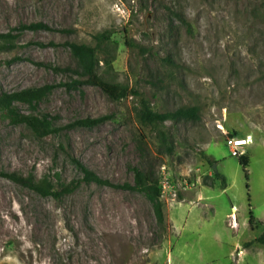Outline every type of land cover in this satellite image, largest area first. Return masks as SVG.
<instances>
[{"label": "rangeland", "instance_id": "obj_1", "mask_svg": "<svg viewBox=\"0 0 264 264\" xmlns=\"http://www.w3.org/2000/svg\"><path fill=\"white\" fill-rule=\"evenodd\" d=\"M35 23L51 29L19 30ZM106 31L105 80L139 91L158 112L199 107V122L166 123L173 154L140 121L135 95L117 102L96 86L58 85L77 78L66 43L95 46ZM7 32L20 36L0 51V94L56 84L38 111L58 125L112 118L40 138L0 113V264H264L254 242L264 230V0H0ZM232 137L251 143L234 156ZM72 157L115 184H134L130 167L160 177L165 165L164 223L143 193L84 183ZM5 174L76 189L56 199Z\"/></svg>", "mask_w": 264, "mask_h": 264}, {"label": "trees", "instance_id": "obj_2", "mask_svg": "<svg viewBox=\"0 0 264 264\" xmlns=\"http://www.w3.org/2000/svg\"><path fill=\"white\" fill-rule=\"evenodd\" d=\"M177 19L185 22L184 17L180 13H175ZM48 25L42 23H35L31 25L22 26L19 30H49ZM20 32H7L0 33V51H12L17 47V41L19 39ZM110 39V33L108 31L103 32L95 36L96 45H86L77 43H66L70 48V54L74 61L75 68L73 73L77 75V78H72L68 82L60 83L67 90H74L82 85H92L100 88L107 96L112 100L120 102L131 95H135L139 98V119L140 121L150 126L157 134L159 141L161 142L164 150L168 154L174 153V142L170 137V133L166 130L167 122H181L191 121L199 122L201 120L200 109L197 106H180L171 111L158 112L155 111L148 99L145 98L139 91L130 89L128 86L122 84L111 83L105 80L98 71L99 68V50L103 43ZM171 63L170 60H166ZM37 65H43L37 63ZM46 66V65H44ZM55 72L68 71V68L61 69L57 66L49 65ZM56 84H45L40 87H30L17 91L6 92L3 91L0 94V113L6 119H8L14 125L27 126L37 137L45 138L61 132L65 128L71 127H85L92 128L101 125L112 118L110 115H102L96 118L87 117L78 119L68 125H58L55 120V116L52 117L49 114H42L38 111V106L41 101L50 95V93L58 87ZM23 104L29 107L31 113L25 114L18 110L17 105ZM236 135V133H234ZM141 151L144 148L141 147ZM71 161L77 165L83 174L82 181L86 184L95 183L98 185L110 186L115 189H129L143 193L151 203L154 214L160 225L164 223V211L163 204L161 202V186L159 176L156 174L152 167L140 168L130 167V170L134 175V184H115L106 179L101 178L94 171L87 168L82 162L75 158H71ZM239 164L242 166L246 179H249L247 167L249 165L248 157L242 155L238 157ZM215 177L225 185V178L217 171L214 172ZM5 177L10 179L16 184L28 187L43 196H52L56 199L61 198L66 194L73 193L76 186L64 185L60 189H56L51 185L48 180H43L41 183L35 181V179L29 177H22L17 174H5ZM249 188V185H247ZM249 224L253 229H258L262 224L254 216L253 212L249 215ZM255 243L264 245V230L254 240Z\"/></svg>", "mask_w": 264, "mask_h": 264}, {"label": "built area", "instance_id": "obj_3", "mask_svg": "<svg viewBox=\"0 0 264 264\" xmlns=\"http://www.w3.org/2000/svg\"><path fill=\"white\" fill-rule=\"evenodd\" d=\"M228 145L230 146V148L232 149V154L234 156L237 155L238 153V150L244 148V147H247L251 141L248 139V138H230L228 141H227ZM161 174H160V186L161 187H165L167 186V182H168V179H167V169H166V166H162L161 167V170H160Z\"/></svg>", "mask_w": 264, "mask_h": 264}, {"label": "water", "instance_id": "obj_4", "mask_svg": "<svg viewBox=\"0 0 264 264\" xmlns=\"http://www.w3.org/2000/svg\"><path fill=\"white\" fill-rule=\"evenodd\" d=\"M213 170H214V171H216V170H217V169H216V165H213Z\"/></svg>", "mask_w": 264, "mask_h": 264}, {"label": "bare ground", "instance_id": "obj_5", "mask_svg": "<svg viewBox=\"0 0 264 264\" xmlns=\"http://www.w3.org/2000/svg\"><path fill=\"white\" fill-rule=\"evenodd\" d=\"M2 205H3V204H2ZM233 210H234V211H233L234 213H236V212H237V211H236V209H233Z\"/></svg>", "mask_w": 264, "mask_h": 264}]
</instances>
